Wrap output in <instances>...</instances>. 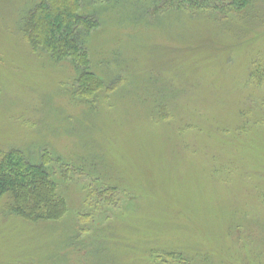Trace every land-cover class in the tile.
I'll use <instances>...</instances> for the list:
<instances>
[{
    "label": "rangeland",
    "instance_id": "obj_1",
    "mask_svg": "<svg viewBox=\"0 0 264 264\" xmlns=\"http://www.w3.org/2000/svg\"><path fill=\"white\" fill-rule=\"evenodd\" d=\"M162 1L80 0L86 100L24 37L38 0H0V154L46 152L66 201L28 222L1 200L0 264H264V0Z\"/></svg>",
    "mask_w": 264,
    "mask_h": 264
},
{
    "label": "trees",
    "instance_id": "obj_2",
    "mask_svg": "<svg viewBox=\"0 0 264 264\" xmlns=\"http://www.w3.org/2000/svg\"><path fill=\"white\" fill-rule=\"evenodd\" d=\"M201 1L163 0L160 9L182 10L184 3L190 6ZM220 2L242 14L252 0ZM87 15L80 12V0H38L24 22L23 34L33 49H42L54 60L70 58L78 71L77 94L89 100L99 91L101 80L88 68L85 39L98 24L94 15ZM0 155L3 210L28 222L59 220L66 211V201L57 195L55 182L50 178L48 154L43 153L37 164L28 161L19 149L11 148Z\"/></svg>",
    "mask_w": 264,
    "mask_h": 264
}]
</instances>
